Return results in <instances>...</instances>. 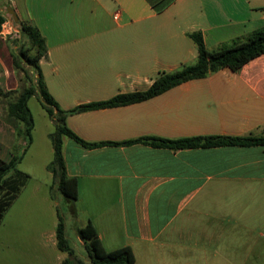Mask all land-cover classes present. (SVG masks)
Masks as SVG:
<instances>
[{"label":"crops","instance_id":"crops-1","mask_svg":"<svg viewBox=\"0 0 264 264\" xmlns=\"http://www.w3.org/2000/svg\"><path fill=\"white\" fill-rule=\"evenodd\" d=\"M263 8L264 0H0L6 20L18 28L14 9L45 38L41 73L64 110L148 89L162 72L196 61L190 32L200 31L214 49L263 27ZM18 36L0 35L5 161L13 148L27 146L23 123L8 115L22 82L9 51ZM31 72L33 83L38 73ZM33 98L40 100L33 95L29 107ZM66 124L88 142H110L89 148L63 137L66 171L78 182L76 214L70 211L76 231L92 222L107 250L130 246L134 264H264V144H115L145 136H264V53L237 71L223 68L143 101L69 114ZM49 163L42 177L26 170L30 179L11 206L12 234L1 242L0 264L68 259L57 239V207L65 199L52 188Z\"/></svg>","mask_w":264,"mask_h":264},{"label":"trees","instance_id":"trees-1","mask_svg":"<svg viewBox=\"0 0 264 264\" xmlns=\"http://www.w3.org/2000/svg\"><path fill=\"white\" fill-rule=\"evenodd\" d=\"M6 16L0 13V30ZM19 36L15 37L17 54L14 55V64L20 67L22 61L33 68L38 76L36 80L22 91L16 99L9 103L8 115L16 121L23 123L24 128L19 134L27 138L28 147L32 142V130L34 117L29 107V99L37 94L43 107L53 119L56 129L50 134L54 148V157L47 168L53 173L54 182L52 188L57 187L64 195L65 203L72 214H76L75 203L78 199V182L66 171V162L63 152V137L68 136L82 145L92 148L109 144L110 142H88L77 135L66 124L69 114L92 109L115 107L146 100L158 95L176 85L191 79L205 77L223 68L237 71L251 59L264 53V26L257 28L246 35L236 37L230 41L219 44L214 49H209L200 31H193L189 36L194 40L198 50V56L194 63L183 65L172 72H162L146 90L128 93H120L112 98L78 105L72 109H62L57 101L47 90L39 61L46 55L47 46L45 38L40 30L32 23L18 21ZM142 142L156 147H168L175 150L196 147H218L226 145L251 146L264 144V136L254 135H195L185 138L168 139L156 136H145L137 139L115 142V144H129ZM22 155L14 154L11 160L0 158V224L6 211L12 206L22 190L27 185L30 175L18 169L17 165ZM60 207V206H58ZM59 223L57 226L58 246L67 251L71 257L64 260V264H87L85 260L74 257L75 250L67 236L64 212L58 211ZM79 237L84 241L88 257L92 264H134L136 257L130 246H123L114 250H107L100 239L97 229L92 222L77 229Z\"/></svg>","mask_w":264,"mask_h":264},{"label":"rangeland","instance_id":"rangeland-1","mask_svg":"<svg viewBox=\"0 0 264 264\" xmlns=\"http://www.w3.org/2000/svg\"><path fill=\"white\" fill-rule=\"evenodd\" d=\"M15 40L14 38H10L9 42V51L10 58L14 63V55L17 54V49L15 48ZM20 67H16L17 74L21 78V88L22 91L25 87L31 85L34 74L31 72L32 68L26 63L19 61ZM35 81V80H34ZM39 99L33 98L30 101V107L35 117V129L33 131L32 137L34 140L33 145L30 149H28L24 159L20 164L17 165L18 169L27 173L26 170L34 174L35 176L42 177L45 176L47 170L45 169V164L51 162L53 159L52 149V141L48 136L50 132H54L56 129L55 123L51 121V117L48 112L43 109L41 106ZM53 120V119H52ZM27 149L25 146H19L18 148H13V154H22L24 149ZM52 193L54 195V191L52 189ZM58 211H62L65 214V217H68L67 220V236L75 248V253L77 256L83 260H85L88 256L85 245L79 242V235L76 231V223L70 215L69 208L65 202L61 204L60 207H57ZM38 220V218H36ZM41 219V218H40ZM12 220V210L11 207L6 211L2 223L0 224V248L2 247V243L4 238H9L11 236V221ZM42 220L46 221L48 218L45 216ZM67 257H71L67 254ZM87 261L90 259H86ZM85 260V261H86ZM9 264V263H8ZM87 264H92L91 262H87Z\"/></svg>","mask_w":264,"mask_h":264},{"label":"built area","instance_id":"built-area-1","mask_svg":"<svg viewBox=\"0 0 264 264\" xmlns=\"http://www.w3.org/2000/svg\"><path fill=\"white\" fill-rule=\"evenodd\" d=\"M264 11V8H263ZM18 28L14 26L13 22L11 20H6L2 23L0 35L2 37H9L11 35L18 33Z\"/></svg>","mask_w":264,"mask_h":264},{"label":"water","instance_id":"water-1","mask_svg":"<svg viewBox=\"0 0 264 264\" xmlns=\"http://www.w3.org/2000/svg\"><path fill=\"white\" fill-rule=\"evenodd\" d=\"M10 13H11L12 16H13L14 22H15V23H18L19 19H18V16H17L15 10H14V9H10Z\"/></svg>","mask_w":264,"mask_h":264}]
</instances>
